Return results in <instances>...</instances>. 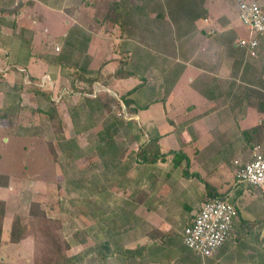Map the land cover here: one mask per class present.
<instances>
[{"label": "crops", "instance_id": "crops-1", "mask_svg": "<svg viewBox=\"0 0 264 264\" xmlns=\"http://www.w3.org/2000/svg\"><path fill=\"white\" fill-rule=\"evenodd\" d=\"M177 4L187 13L178 25L169 8ZM244 31L226 0H0V88L20 89L23 98L29 85L35 94L47 86L53 96L63 74L99 113L106 112L100 98H128L123 109L145 130L140 143L157 139L162 153L177 152L146 165L129 154L130 203L135 221L138 206L145 208L148 245L175 232L182 238L205 201L225 197L239 209L227 248L209 258L194 253V264H264V194L235 177L234 162L252 158L244 132L264 122V41L258 58L249 57L232 40ZM207 78L221 83L218 90L203 88ZM247 87L262 98L251 100ZM23 101L18 110H33ZM232 248L242 259L222 263ZM190 250L173 252L176 263L191 264L183 258Z\"/></svg>", "mask_w": 264, "mask_h": 264}, {"label": "rangeland", "instance_id": "rangeland-1", "mask_svg": "<svg viewBox=\"0 0 264 264\" xmlns=\"http://www.w3.org/2000/svg\"><path fill=\"white\" fill-rule=\"evenodd\" d=\"M226 1L238 16L239 0ZM255 1L264 8V0ZM247 35L246 29L232 40L237 42ZM58 76L59 81L51 88L58 109L53 120L42 112L50 104L43 93H33L35 87L29 85L32 92L23 98L20 89L0 88V199L8 211L0 264H37L42 258L43 245L36 241L39 229L28 214L31 202L39 203L47 217L60 223V239L69 245L65 253L74 258L73 264H177L173 252L185 246L180 233L166 241L157 238L158 244L148 245L146 236L151 226L146 222L145 208L138 206V219L133 217L130 180L125 171L131 163L129 154L136 153L145 130L135 127L128 110L122 107L99 113L94 103L86 101L87 96L70 90L63 74ZM247 80L256 85L260 79L258 74H249ZM218 83L207 78L203 88L216 91L221 85ZM40 88L48 90L47 86ZM247 88L251 100L262 98L256 89ZM21 101L33 110L21 105L18 110L16 103ZM255 129L251 148L264 146V122ZM144 172L138 171V183ZM114 185L120 188L113 191ZM15 215L20 218L24 236L17 244L9 241ZM260 247L264 249V243ZM194 253L187 252L183 258L194 264L199 256ZM240 254L237 248L228 249L221 262L237 263L242 259Z\"/></svg>", "mask_w": 264, "mask_h": 264}, {"label": "built area", "instance_id": "built-area-1", "mask_svg": "<svg viewBox=\"0 0 264 264\" xmlns=\"http://www.w3.org/2000/svg\"><path fill=\"white\" fill-rule=\"evenodd\" d=\"M238 19L248 35L239 38L236 45L245 50L247 56L255 58L264 38V8L255 0H239ZM234 164L236 182L256 186L264 194V146H252L251 160H236ZM238 215L237 205L227 198L214 197L205 201L192 222L185 226L183 244L203 258L214 256L228 240Z\"/></svg>", "mask_w": 264, "mask_h": 264}, {"label": "trees", "instance_id": "trees-1", "mask_svg": "<svg viewBox=\"0 0 264 264\" xmlns=\"http://www.w3.org/2000/svg\"><path fill=\"white\" fill-rule=\"evenodd\" d=\"M171 8V18L172 20L177 23L178 20L181 17L184 19L187 16L186 11H184L186 8L179 7V4H177V8ZM176 12V13H174ZM205 11H202L200 13H193L192 17H200L204 14ZM178 13V14H177ZM81 91V90H77ZM37 93L41 94L43 93L46 96V100L49 102V107L45 110H42L44 114H46L50 120H53L55 116L58 113L57 107L54 105V101H52V95L50 92H41L36 91ZM100 102L103 105V108L108 112H111L115 106H117L119 109L123 108V103L125 105L130 104V100L128 98H121L116 99L110 96H105L103 98H100ZM122 103V104H121ZM256 128V127H255ZM251 129L244 132V134H251L252 135L257 131V129ZM53 154L54 151L52 150ZM172 153L177 152H169V153H162L160 150V146L157 142V139L144 141L140 144L139 148L136 150V156L138 163L142 165L146 164H154L157 163L160 160H165L166 156ZM248 186L251 187L256 192H260L261 190L253 185L248 184ZM225 198V197H221ZM7 213V204L4 200L0 199V259H1V248L3 246V225L5 216ZM28 214L33 218L35 221V224L38 227V236L36 235V241L40 242L43 245V256L40 259V261L37 264H73L74 258L69 257L65 251L69 248V245L64 242L62 239H60L59 234V225L60 223L56 220H52L51 218L47 217L45 211L40 207L39 203L37 202H31L29 206ZM22 232V226L21 221L18 216H14L11 228H10V234H9V241L11 243L17 244L22 239H24ZM156 234L162 236L163 233L159 231H155ZM188 249L186 246H182ZM190 250V249H189ZM103 257V256H102ZM199 260H197L198 263Z\"/></svg>", "mask_w": 264, "mask_h": 264}]
</instances>
